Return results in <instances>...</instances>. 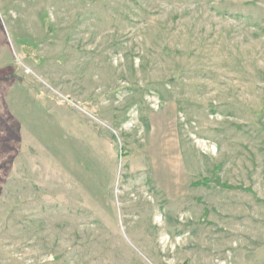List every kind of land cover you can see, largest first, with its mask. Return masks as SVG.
I'll use <instances>...</instances> for the list:
<instances>
[{
	"label": "rangeland",
	"instance_id": "1",
	"mask_svg": "<svg viewBox=\"0 0 264 264\" xmlns=\"http://www.w3.org/2000/svg\"><path fill=\"white\" fill-rule=\"evenodd\" d=\"M0 264H264V0H0Z\"/></svg>",
	"mask_w": 264,
	"mask_h": 264
}]
</instances>
